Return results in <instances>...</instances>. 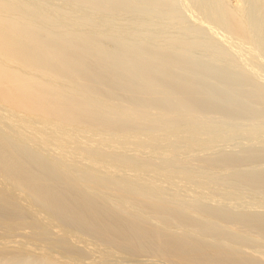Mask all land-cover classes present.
Instances as JSON below:
<instances>
[{
    "label": "rangeland",
    "instance_id": "374dc122",
    "mask_svg": "<svg viewBox=\"0 0 264 264\" xmlns=\"http://www.w3.org/2000/svg\"><path fill=\"white\" fill-rule=\"evenodd\" d=\"M62 1H63V3H61L60 1H57L56 4L52 3L55 10H60L61 7L64 8L66 6V4L68 6L69 3L70 4L72 3V0H62ZM66 1H68V2L66 3ZM86 1L87 0H85V2ZM97 1H99V2H96L95 6H93V7H97L96 9L95 8L90 9L89 7H87L85 5L87 7V8L85 7L87 11L85 9L79 10L76 13L75 17H73L74 18L73 20H75V19L79 20V18H85V17H87V18L92 17V18H90V19H92L91 20L92 21V27L94 28L93 30H96L95 28L101 27L100 26L101 22H104L102 25H104V24L106 25L105 22H107L110 19L109 20L110 24L108 21L107 27L111 31H109L108 29H106V31L103 30L106 33V34H104L103 31H102L103 33L100 31L103 29V26L101 27L102 29L97 28L99 30V33H94V36L98 35L99 38H98V36L97 37L93 36L91 40H93L94 43L95 42H97L98 44L103 43V46L104 45H105V47L107 46L108 49L104 47V50L106 49V52H108L107 50H109L110 52L115 51L114 52L115 54L119 53L121 55V53L124 54L125 50L127 49L126 54H128V52H130V50H131L130 53L137 54V56H136L137 58L140 55L138 60L144 59L145 57H147V58H145L146 60L145 59L142 61L139 60V62H138V61H134V60H137L136 57H133L135 55L131 56V60L132 59L133 60L130 63V67L132 69V70L130 69V71L132 74H130V72L128 71V73L125 75L126 76L127 75L133 76L132 78H133L134 85L132 84L131 87L129 86L128 91L130 90V92H131V90H134L137 87V86L135 87V85H137V83H139L140 79L142 78L141 75L142 74L144 75V73H146L147 70L148 71L150 70L149 73L151 72L150 73L151 74L150 75V79H151L150 81L151 82H149V84L152 86H154L156 84L154 86V88L157 87L158 89H160V91L162 90L163 93L159 92L158 95H155L153 97L154 98L152 100L153 103L150 104L151 105L150 108L147 107L148 110L144 109L145 107L143 108L144 114H145V111L147 113H148V111H150L149 113L151 114L152 113L151 111L155 110L156 114H154V112H153V114H152L153 118H152V116L147 115V117L144 119V121H146V122H142V120L141 121L139 120L140 122L135 123L133 121V122H131L132 124L129 125L130 127H128L129 128L128 130L130 131V133H132V131H133V133H135L134 131L137 130L136 133L140 136V137L138 136L136 138V140L134 141L136 143L132 142L131 141L132 139H131L130 140L132 142L131 145L128 141V143H126V144L124 143V145L119 146L118 148L114 147V150H112L113 147L108 145V144H107V146L102 145V147H101L102 149L104 148L103 151H105L103 153L104 158L106 157L105 156L106 154H107V157L108 156L110 157V153H111V156L114 154H117V157L119 156L118 159H120L121 164L123 163L122 160L128 162L129 165H131L133 163L132 165H135V166H133L134 170H132V167H131L132 165L130 166L129 169L124 170L123 168L125 166H123V164H122L123 167L121 168V166H120L121 164H118V162H117V165L120 166V169H118V171L113 173V174H110L108 172V174L111 175V176L110 175L108 176V174H106L107 171L104 169V167H100L103 169L101 171H98V169H100L98 166L96 168V165H93L92 163H87V162L85 163V161L82 162L83 159L80 158L81 159L80 160L79 157L77 156V154L73 155L74 153L72 155L69 154V156H67L66 160L65 159L64 160L61 159V161H60V159L58 160V161L63 162V163L66 162V165L70 164L69 169L71 168L70 169L71 172H74V171L75 172L76 171L81 172L80 168H82V170H83V168L85 169L86 175L83 174V175H85V177L83 175L74 176L73 181L71 182V185L75 181H78L79 179L82 180L81 177L83 179L84 178L90 179L92 177L91 179L93 180V183L96 182V179L98 177H99L98 178L99 181L100 180L103 181L102 177H106L107 182L106 181H104V182H105V184L109 185V187H107V186L104 187L105 184H103L104 182L101 183L102 181L101 182L98 181V183L103 184V185H101L103 187H101L99 185H98V187H93V188H97V189H103L104 188L102 191H105V193L106 192L109 193L108 195L104 194V196H105V197H103L104 199L101 198V199H99V201H97V195H99L98 193H100L101 190L100 191L99 190H90V191L85 190L83 192L81 191L82 193L81 192H74L73 193L74 189H71L72 186L70 184L65 186L66 182L64 183L62 181V178H61V176H63V175H61V172H59L60 174H58L57 171H59V170L56 169L55 163L54 164L51 163V162H54L53 159L55 157H56L54 159L55 161L59 158V157H57V153H55L56 152L55 150H53L52 148H50L51 150L48 148H44V146L40 145V144L34 143L35 144V146H34V144H29V143L27 144L25 142H22V144H19L20 142H18L19 147L22 150V154H20L21 162H22V164L24 163L23 166H25V169H27L26 167H28V168L30 167L29 168L30 171L28 170L29 171V172H27L28 174L26 173L27 176L26 177L24 176L25 183L29 182V185H30V183L32 181H34L37 177L40 176V177L44 178L47 175L46 176L47 178H45L42 183L46 187L48 185L50 186L49 187L50 194L54 193L52 196L49 195L50 197H48V196H45V197L41 196L40 197L37 192H36L37 194L34 192H32V193L30 192L32 194V197H34L33 200H35L36 203L38 201L37 204L39 206L44 207V206H47V204H49L51 202V199H53L54 197L62 196L65 193V197H64L65 199L63 200V202H61L62 206L60 205L59 206L60 209H58L56 211V213H54V214L57 217L59 216V218L64 220V217H61V216L62 215L64 216V214L66 213V216H65L66 221H63V220L62 221L64 223H66V225L71 226V227H73V226L78 227L79 226L78 227L79 230L80 231L83 230V232H81V233H83V234L85 233L86 236L91 235L90 237H92L93 235L95 236L96 233L99 234V231L96 232V230L94 228H97V227L99 228L101 225H102L101 227H103V230L101 229L102 231H100V233L102 232V234H101L102 238H105L109 235H112V233L115 232L114 230L118 229V227H116V225H117V220H119L120 217H122V219H120L121 223L123 222L124 224H126L127 222L128 223L130 222L127 219H134L135 218V220H138L139 224L136 223L138 226H136L135 224L134 225L130 224V227H128V228H130V230L123 228L124 232L122 231L121 234L119 233L120 234L119 238L116 237V243L119 244L121 246L122 250L128 254L125 256V258H127L129 256V258L124 259L122 261V263H125V264L128 263L127 261L132 262L130 260H133V259H134L133 260V263H134L135 261L136 262H140V261L142 262L146 259V257H148V258L153 257V255L159 253V252L156 253L155 251H157V250L159 251L160 248H162L166 244L170 243L172 241V239L175 238V234H176V236L177 235L180 236L178 239L179 244L177 242L173 246H169V248L166 250L167 253H165V255H164L165 258L164 257L161 258L163 261H161L160 258L158 259V261H160L161 263L180 264V261H178L177 256L181 253L183 255L185 254L186 256L184 255V257L188 258L189 261L190 260H191V262L193 261L191 264H193V263H201V264L202 263H204V264H210V263L211 264H222V263L223 264H264V85H263L264 84V73H263L264 72V66H263L264 60L258 59V61H257V59L256 60H255V58L251 59V56L247 55V60L248 61L250 60V61L249 62L244 61V64H245V62H248L247 64H249V66L247 64H246L247 66H245L243 64V62L240 61V60H242V61L245 60L242 58L244 56H241V54L238 52L239 55L241 56V59L238 58L237 52L234 53V47H232L233 48V51H232V49L230 48L231 46L227 47L228 45L226 44L227 45L226 46L223 43V40H224L223 38L220 39V38H218V37H220L219 35L216 36V34L215 35L212 34V32L206 26H203V25H200V24H197V23H194L193 21H191L192 19L189 18V15L187 13L185 14L186 11L183 10V7H181L182 5L179 4L180 3L179 0H172V2H171V0L170 1H168V0H153V1L152 0H116V1L115 0H97ZM169 2L172 4H169ZM165 3H167L168 5H166ZM171 5H173V6H171ZM157 6H159L160 9L157 8ZM165 6H168V9ZM106 7H108V9H105ZM164 7H165V10H164ZM161 8H162V10H161ZM51 9H52V7H51ZM100 9H102V10H100ZM171 9H173L172 11L176 10L174 13L177 14L179 17L177 15H175L171 19V16H169L172 13ZM106 10H107V12H106ZM96 11L98 12V15H97ZM101 11L103 12V15L101 14L102 13ZM104 11H105V14H104ZM79 12H81V13H79ZM93 13H95V15ZM106 16H107V18H106ZM167 16H169V17H167ZM102 17H105V18H102ZM175 18L177 19V22H175L176 21ZM104 19H105V21H104ZM118 19H119V22H118ZM124 19H126V20H124ZM166 19L170 20L171 22L167 21ZM179 19H180V21H179ZM130 20H131V22H130ZM161 20H163V21H161ZM182 20L184 23H182ZM178 21H179V24L177 25ZM185 21H187V22H185ZM94 23H96L97 25L99 24V26H97ZM149 23H150V25H149ZM118 24H120V25H118ZM130 24H132V25H130ZM160 24H162V25H160ZM108 25H110L111 27ZM127 27H129V28H127ZM161 27L163 29H161ZM89 29H91V28H89ZM128 29H130V30H128ZM207 29L210 32H208ZM107 30L109 31V33ZM114 30H116L117 32ZM121 30H123L124 32ZM221 30H218V32L223 33V31H221ZM188 31H190V32H188ZM95 32H97V30ZM121 32H123V34L124 33L126 34L128 32L127 34H130V35L135 34L136 37L134 35L132 37V39H136L138 37L140 40L138 38H137V41L129 39L130 40L128 43L129 45L127 44V46H126L124 43H126L127 41L124 38L123 40L121 39L123 41V43L121 42V40L119 42L124 44L125 47L120 46L118 44L116 45L115 44L116 42L114 43L113 42L114 40L112 41L110 39L111 38L110 36H112L115 33H120L119 35L122 36ZM107 33H108L109 37H104L107 35ZM131 33H133V34H131ZM158 33H159V35H157ZM152 34H153V36H152ZM130 35H128V36H130ZM162 35L164 36L165 39L163 38ZM182 35H184V36L188 35L187 36L188 39L185 38L184 36L183 37L186 39V41L188 40L189 42L187 44H185V46H183L184 45L183 44L182 47L179 46V48H176V47H178V46H176L177 41L180 40L179 38ZM159 36H161L160 38H162L163 41L166 40V42H161V43H164L166 45L160 44V40L157 39V38H159ZM123 37H124V35H123ZM142 37L144 39H142ZM154 37H156V39L159 43H157V41H156L155 42L156 44H154ZM102 38L103 39L106 38L107 40H104V42H103ZM193 38H195V39H193ZM94 39H96V40L94 41ZM100 39L102 41H100ZM208 39H209V41H207ZM168 40H169V42H168ZM107 41H109V42H107ZM201 41H202V43H201ZM214 41H216V42H214ZM139 42H141V43H139ZM172 42L173 43L176 42V43L172 44ZM218 42L220 43V45ZM224 42H225V40H224ZM132 43H134V44H132ZM189 43H191L192 46H190ZM216 43H218V44H216ZM225 43H227V42H225ZM139 44H142L143 46L139 45ZM158 44H160L164 47L159 46ZM112 45H114V46H112ZM130 45H131V47H130ZM118 46H119V48H118ZM146 46H147V48H146ZM196 46H198L199 48ZM133 47H134L135 52L132 50ZM192 47H194V49ZM120 48H121V50H120ZM155 48H157V49H155ZM175 48L177 49L176 52H175ZM173 49H174V51H173ZM119 50L121 53L119 52ZM136 50L141 51V52L139 53ZM150 50L152 52H150ZM142 51H144V54H146L145 56L142 53ZM156 51H158V52H156ZM230 51H232V52H230ZM214 52H217V53H214ZM221 52H222V54H221ZM168 53H169V55H168ZM226 53H228V54H226ZM230 53H232L233 55L231 54L232 55L231 56ZM154 54H156V55H154ZM153 55H154V57H153ZM157 55L159 57H161V55H163V56L161 58H159ZM208 55H209V57H208ZM126 56H125V58H126ZM142 56H144V57H142ZM120 57L123 58V56H120ZM129 57H130V55H129ZM173 57H174V59H173ZM152 58L154 59V61L152 60ZM157 58H158V60H157ZM244 58H246V57H244ZM221 59H223V60H221ZM162 60H164V61H162ZM140 61H141V63H140ZM155 61H156V63H155ZM232 61H233V64H231ZM137 62L140 64H137ZM135 63L137 65H134ZM162 63H164V64H162ZM250 63H251V65H253V67H255V68H252L254 71L251 70ZM131 65H133V66H131ZM150 65L152 67H150ZM153 65H156L161 70L159 68L156 69V66L154 67L155 70L152 69ZM162 65H163L164 70L162 68ZM191 65H193V66H191ZM134 66H137L136 69L133 68ZM210 66H211V68H210ZM234 67H235V69H234ZM238 67H240V68H238ZM169 68H170V70H169ZM179 68H181V69H179ZM137 69H138V73H136ZM151 69H152V71H151ZM133 70H135V72ZM162 70H163V73H161ZM152 72H154V73H152ZM206 72H208V73H206ZM223 72H225V73H223ZM245 72H247V73H245ZM134 73L137 76L133 75ZM241 73H243L244 75ZM253 73H255V74H253ZM163 74H165L164 75L165 78L162 77ZM125 75L123 76V78L128 77V76L125 77ZM187 75H189V76H187ZM256 76H257V78H256ZM210 77H212V78H210ZM172 79H176V80H172ZM190 80H192V81H190ZM156 81H158L157 82L158 85H157V83H155ZM153 82H154V84H153ZM190 82H192L190 85L193 84L192 85L193 87L190 86L187 88L186 83H188L187 86H189ZM193 82H196V83H193ZM114 86L111 87V90L113 89L112 90L114 93L113 95H115L117 93L116 94V97H117L116 102H118V103L119 102L120 103L125 102L131 106L136 105L137 101L139 102V100L143 99L144 97L146 98L147 95L149 96V95H151L152 92H154V90H157V88L154 89L152 86L148 85L146 87V89L144 88V89H142V91L140 90L141 92H137L135 94L136 96L134 95V98H133V96L131 97L130 95H127V94H130V92L128 93L127 89L117 92L118 88L120 86L118 85V88H115V87H117V85L115 87ZM256 88H258V89H256ZM151 89H154V90H151ZM114 90L116 92H114ZM108 91H110V90H108ZM238 92H239V94H238ZM129 97H131V98L128 99ZM260 99L262 101H260ZM123 100H124V102H122ZM180 101H182L181 104L179 103ZM183 103H185V104H183ZM173 104H175V105H173ZM150 105H148V106H150ZM169 105H170V107H168ZM188 105H189V107H188ZM157 106L160 108H158ZM172 106H174V107L171 108ZM153 107L155 109H153ZM156 108H158L157 110H159V111L161 110V112L158 113ZM187 108H189V109H187ZM178 111H179V113H178ZM185 111H187V112H185ZM166 112L167 113L173 112L174 113V115L172 113L173 117L170 114L169 115L171 117L168 114L166 115ZM186 114H188L189 117ZM148 116L151 117V119H149ZM158 116H160V117H158ZM163 116L166 118V120L165 119L163 120V118H164ZM184 116L187 117L188 120L185 119ZM117 117H119V116H117ZM155 117H156V119H155ZM169 117L171 118L172 121L169 120ZM197 117H198V119H196ZM119 119L118 118L116 119V117L113 118V121L115 122V124H113L114 126H118V124H119V126L121 125L122 122H120V121L122 120V118H121V120H119ZM199 120H200V122L201 121L202 122L200 123ZM158 121H159V123H158ZM164 121H166V123L174 122V125H173V123H172V125L169 123L170 126L167 124L168 129L172 128L173 126H174V128L170 129V131L167 129L168 131L166 130L165 133L162 132V131H164V130H162L161 131V133L163 134L162 135L157 130L160 127H162L163 125L165 126ZM183 121H185L186 123H183ZM161 122L164 124H162ZM179 123H181L180 124L181 127L178 125ZM187 124H189L191 126H189ZM5 125H3V124L1 125L0 133L2 131V128L10 129L11 126H9V124L6 125L9 128H7ZM160 125H162V126H160ZM153 127L154 128L156 127L157 130H155ZM179 128H182L181 129L182 131ZM143 129L145 130V132H148V131L150 132L151 129L153 131L155 130L154 137L152 136L154 139L151 138V135L149 136V139H148L147 138L148 133L145 134ZM185 129H186V131H185ZM177 130H179V131H177ZM173 131H175V133ZM180 132H182V133H180ZM157 133H158V135L160 134V136H158ZM167 133H168V135H167ZM178 133L180 135H178ZM10 134L12 135V133H10ZM10 134H8V138L4 137V139L7 138L6 140L10 141L12 139V137L14 136V135H12V137H11ZM144 135H146V136L144 137ZM219 135H220V137H219ZM202 136H205V137H202ZM165 138H166V140L170 139L171 140V141L169 140L170 143L168 142V140L166 141ZM185 138L186 139L188 138L189 140H185ZM184 140L187 142H184ZM137 141H138V143H137ZM159 141H161V144L159 143ZM175 141H177L178 144ZM11 142H12V140H11ZM140 142L143 145L139 147ZM144 143H146L145 145L147 147H145ZM152 143L154 144L153 146L150 145ZM188 143H190V144L188 145ZM74 145L76 146V144H74ZM74 145H73V147H74ZM125 145H126V148L124 147ZM156 145H158V146H156ZM164 145H166V146H164ZM190 145H192V146H190ZM82 146L83 147L88 146V143L83 142ZM137 146H138V148H137ZM149 146H151V147H149ZM175 146H178V147H175ZM156 147H158V148H156ZM188 147H190V148H188ZM101 148H98V150L102 151ZM153 148H155V149L153 150ZM26 149L29 150V152ZM156 149H157V151H156ZM176 149H177V151H176ZM23 150H24V153H26V152L29 153V155L26 154L28 156V158L26 156H24L25 154L23 155ZM41 150H44V151H41ZM141 150H143V151H141ZM160 150H162L163 152ZM168 150H170V152H168ZM159 151H160V154H159ZM46 152H48V153H46ZM141 152H143V154ZM182 152H184V153H182ZM52 156H53V158H52ZM126 156H127V159L124 158ZM167 156H168V158H167ZM175 156H176V158H175ZM172 157H173V159H172ZM134 158H135V160H134ZM138 158H139V161L137 160ZM153 158L155 161H153ZM77 161H79V162H77ZM109 161H110V158H109ZM132 161H135V163ZM159 162H161V163H159ZM166 162H168V163H166ZM200 162H202V163H200ZM169 163L172 165V167H171V165L168 166ZM47 164H48V166H47ZM51 164H52V166H50ZM175 164H176V166H175ZM148 165H150V166L148 167ZM156 165L158 167H156ZM183 166L184 167L187 166V167L184 168ZM46 168L47 169L49 168V169L47 170ZM53 168L57 170L56 175L54 174L55 170H53ZM150 168H151V170H149ZM154 168L156 171H157V169H159L161 171H158L159 172L158 173L155 170H153ZM162 168H163V170H162ZM168 168H169V171H168ZM44 169L47 170V173H46V171H44ZM165 169H166V171H164ZM170 169H171V171H170ZM148 170H149V172H148ZM183 170H184V172H182ZM185 170H187V171H185ZM50 171H51V174H49ZM180 171H181V173L179 174L178 172H180ZM153 172H154V174H151ZM52 173L54 176L52 175ZM93 173H96L95 176H93ZM182 173H183V176H182ZM48 174H49V176H48ZM57 174L60 177H58ZM156 174L158 175V177ZM164 174H165V176H164ZM169 174H171V175H169ZM222 174H224V175H222ZM90 175H92V176H90ZM129 175H130V177H129ZM160 175H162V176H160ZM55 176H57V177H55ZM79 176H80V178H79ZM173 177L174 178L177 177V178L174 179ZM180 177L181 178L184 177V178L180 181L179 180V179H181ZM28 178L30 181L28 180ZM57 178L58 179L60 178V179L58 181H56ZM100 178H102V179H100ZM190 178H192V179L190 180ZM164 179H166V180H164ZM60 180L63 183H61ZM118 180H120L122 182L119 181L120 182L119 183ZM190 182H193L194 185ZM25 183H21V184L24 185ZM58 183H59V185H58ZM98 183L96 182V184H98ZM114 183H117L115 185L118 188V189H116L117 191L113 188ZM185 183H186V185H185ZM188 183H190V184H188ZM199 183H201V184H199ZM26 184L24 185L25 187L23 186L24 188H26L28 186V185L26 186ZM63 184H64V186H63ZM126 184L129 186H127ZM197 184H198V187H197ZM118 185L120 187H118ZM125 185H126V187L124 189L123 186H125ZM147 185L148 186L150 185V186L148 187ZM59 186H62L63 188L59 187ZM51 187H53V188H51ZM55 187H57V188H55ZM110 187L112 189H114L115 192L114 191L113 192L115 194L112 192ZM129 187L131 188L130 191H129V189H130ZM160 187H161V190H158V189H160ZM108 188L111 191L108 190L109 191L108 192L107 191ZM142 188L144 189V191H142L143 190ZM168 189L171 191H169ZM151 190L152 191L154 190V192H156V193L152 192L153 195L150 197L151 199H149V197L147 199L146 198L144 199V197H146V196H144L142 198L143 200L139 201L138 209H134L133 212L132 211H129V212L125 211V213L122 216L119 213L122 214L124 212V210H123V212H119L118 213L119 215L117 214L118 210H116V209H119V207H120L121 209H119V210H122V206H121L122 203L116 204V203L120 202L117 198L116 199L118 200V202L115 201L116 200L115 195L120 194L119 191L123 192V193L121 192L120 195H122L124 200L125 199L128 200V199L136 196L138 193L147 192V191H151ZM28 191H29V189H28ZM132 191L136 192V195ZM161 191H163V193ZM87 192L88 193L92 192V195H91V193L88 194ZM30 193L28 194V195H30L29 197H31ZM111 193L114 196L111 195ZM66 194H67V196H66ZM80 194H82V195H80ZM133 194H134V196H133ZM128 195H130V196H128ZM167 195H169V196H167ZM35 196H39L40 198L35 197ZM82 196H86V197L83 198ZM32 197H31V199H32ZM69 197H71L72 200ZM165 197H166V199H165ZM42 198H43V201H42ZM179 198L181 200L180 203H179V200H177ZM44 199H46V200L44 201ZM91 199H93V200H91ZM155 199H156V202L154 201ZM159 199L160 200L162 199L164 205L162 204V202L159 201L160 202L159 203L157 201ZM163 199H165L166 201ZM169 199H170V201H167ZM173 199H174V201H173ZM83 201H84L85 205H87V206L89 203L92 205V203L94 204L95 201L97 202V203L95 202L96 207H95V213L94 214L90 212L86 215V213H85V212H87L86 208H88L90 206L87 207L84 205V207H83ZM112 202L113 203L116 202L115 203L116 207H115V204H113ZM150 202H152V204ZM78 204L80 206L82 205L81 207H79L80 209H78V207H76V206H79ZM158 204H160V206H161L160 210H157L158 213H156V211H152V212L149 211L150 209L152 210L153 208H157V206H159ZM165 204L166 205L171 204V205L166 206ZM105 205H106V208L109 209L108 211H109L110 215L106 214V213H108V211L105 208ZM147 205H148V208H147ZM152 205H154V206H152ZM74 206L78 211H76L75 208L72 209V207H74ZM117 206H118V208H117ZM170 206H171V208H170ZM181 206H182V208H181ZM177 207H178V209H177ZM113 208H115L114 210H116L115 211L116 215L115 214L111 215V212L114 211ZM170 209H174V210H170ZM183 209L184 210L186 209V210L184 211ZM69 210L70 211L74 210L73 211L74 215H71L72 213H68L67 211H69ZM82 210H83V212H82ZM103 210L104 211L106 210V212H104ZM165 210H166V212H165ZM92 212H94V211H92ZM130 212H132V213H130ZM147 212L149 214H147ZM57 213H59V214H57ZM78 213H80V214L82 213L83 216L80 214L78 215ZM100 213H101V215H100ZM89 214L92 217L88 218L87 220L84 219V217H86V216L90 217V216H88ZM96 214H98V215H96ZM105 214H106V216L104 217ZM204 215H205V217H204ZM107 216H109V217H107ZM113 216H115L116 218L114 217V219H113ZM117 216H120V217H118L119 219L117 218ZM159 217H160V219L167 220L168 225H167V223L165 224L167 228L165 227L164 224H160V223L158 224V222L160 220ZM172 217L175 219L178 218V219H176L178 221H175ZM93 218L95 221L93 220ZM102 218H103V220H102ZM124 218H125V220H124ZM96 220L98 222L97 224H96ZM120 220L118 222H120ZM204 220H206V221L204 222ZM77 222L80 225H78ZM135 222H137V221H135ZM161 222H162V220H161ZM81 223H83V224H81ZM148 223L151 226L153 225V227H149L150 225ZM109 224L112 227H116V228L115 229L112 228ZM124 224H123V227H125ZM146 224H147V226H146ZM155 224H157V225H155ZM183 224H184V226H182V229H181V225H183ZM107 225H109V226L107 227ZM119 225H120V223H119ZM127 225H129V224H127ZM185 226L187 228H185ZM164 227H165V229H164ZM121 228H122V226H121ZM157 228H159L158 229L159 231L157 230ZM190 228H192V229H190ZM193 228H194V230H193ZM84 229H86V230H84ZM153 229L154 230L156 229V230L154 231ZM166 229L168 231H166ZM25 230H27V233H28V229H25ZM89 230H91V231H89ZM97 230H100V229H97ZM149 230H151V231H149ZM20 231L24 232V230H22V229L19 230L18 232H20ZM156 231H158V232H156ZM180 231L184 232V233H181ZM2 232L4 234V230L0 229V234H2ZM18 232H16L15 234L16 235L19 234ZM23 232H22V234H20L21 236L17 235L18 238L26 239L25 236L23 235ZM93 232H94V234H93ZM190 232H191V234H189ZM185 233L186 234L188 233L187 236H184V235H186ZM3 234H2V236H3ZM180 234H182V236H184L185 238L184 237L181 238ZM25 235L27 237V234H25ZM214 236H216V237H214ZM159 237L161 240H159ZM217 237L220 239H218ZM121 240L123 242H120ZM199 240H200V242H199ZM127 241L129 243H131L130 245L132 247H130V245H128L129 243ZM132 241L135 244V245L133 244L134 246L132 245V243H133ZM166 241H168V242H166ZM162 242H164V243H162ZM197 242L200 243L199 245H201V242H202V245L198 249H197V247H198ZM160 245H162V247H159ZM194 245L196 246V248L194 247ZM212 245H214V246H212ZM212 247L213 248L217 247V248L213 249ZM154 248H155V250H154ZM164 248H166V247H164ZM72 249L74 250L75 248L72 247ZM78 249L80 250L82 248H78ZM209 249H211V250H209ZM194 250H195V252H194ZM221 250H222V252H221ZM223 250H224V252H223ZM82 251H85V250H81L80 254L87 256L86 255L87 251L86 252H82ZM219 252H221L220 254L222 256L219 254ZM146 253L148 255H150L152 253L153 254L148 256ZM223 253H226V254H223ZM206 255H208L209 257ZM130 257L133 259H131ZM221 257H223V258L221 259ZM165 259H166V262H164ZM210 259H212L211 262H210ZM119 260H121V259H119ZM160 262H159V264H160Z\"/></svg>",
    "mask_w": 264,
    "mask_h": 264
},
{
    "label": "bare ground",
    "instance_id": "6f19581e",
    "mask_svg": "<svg viewBox=\"0 0 264 264\" xmlns=\"http://www.w3.org/2000/svg\"><path fill=\"white\" fill-rule=\"evenodd\" d=\"M57 1H60L61 3H63L62 0H0V129H1V125H7L9 124L10 129H4L2 128V131L0 133V229L4 230V234L2 236V234H0V264H125L122 263V261L124 259L129 258V256L127 258H125L126 255H128L125 251L122 250L121 246L119 244L116 243V237L119 238V235L121 234V232L124 229H129L128 227H130V224L132 225H136L139 224L138 220L134 219H127L128 221H130L129 223L127 222L126 224H124L123 222L121 223L122 217H120V222H118L119 220H117V225L116 227H118V229L116 230V227H112L110 224V226L112 228H114L115 232L112 233V235H109L105 238H102L100 231L103 230V227H97L94 228L96 230V232L99 231V234L96 233V235L90 237V236H86L85 233H81L83 232V230H79V226L78 227H71L66 225V223H64L63 221L65 220V216L66 213L64 214V216L62 215L61 217H64V220L59 218V216L57 217L54 213H56V211L59 208V206L61 205V202H63V200L65 199V193L62 196L59 197H54L53 199H51V202L47 204V206H39L37 203L35 202V200H33L34 197H32V192L34 193H38V195L41 196H52L53 194H50V189H49V185L46 187L43 185V181L45 178H47L46 176L43 177H37L34 181H32L29 185V182L26 184L25 183V179L24 176L26 177V173L29 172V168L26 167L27 169H25L24 163L22 164L21 162V156L20 154H22V150L19 147V144H22V142L25 143H29V144H40L43 145L44 148H52L53 150H55L57 153V157H59L56 161L53 159L54 162H51L52 164L55 163L56 169H58L59 171H57L56 169L53 168V170H55L54 174L56 175V173L58 172V174H60L59 172H61V178L62 181L67 185H71V182L73 181V177L77 176V175H86V171L83 168H80L81 172H71V168L69 169V165H66V162H60L61 159H67V156H69V154H73L79 157V159H83L82 162L85 161V163H92L93 165H96L100 168V167H104V169L107 171L106 174H108V172L110 174H113L115 172L118 171V169H120L123 166H125L123 169H129L131 165H129L128 162L123 161L122 160V164L120 163V159L119 156L117 157V154H114L111 156L110 153V161L109 158L107 157V154L105 155L106 159L103 156V153L105 151H103V149L101 148L102 145H110L113 147L112 150H114L115 148H118L119 146L124 145V143H131L134 142L136 140V138L139 136L136 131H134L135 133H130V131L128 130L130 127L129 125H131V122H135L138 123L142 120V122H146L144 121V119L147 117V115L152 116L153 112L154 114H156L155 110L151 111L152 113L150 114L148 111V113L145 111L144 114V109H147V107H151L150 104L153 103V97L155 95H158L159 92H162V90L160 91V89H158L157 87L154 88V86L150 85L149 82H151L150 80V73L147 70L146 73H144V75H141V79L140 82L137 83V85H135V89L134 90H130L128 91L129 86L131 87V85H134L133 82V76H126L125 74L128 73V71L131 73L130 69V63L131 61V56L136 57L137 54H132L130 52H128V54H126V50L125 53H121L120 50L119 52L121 53L120 57L118 54H115V51H109L106 52V49L104 50L105 45L103 46V43L98 44L97 42H93L92 37L94 36V33H99V30L102 26L103 29L100 30L101 32L103 30L106 31V29L109 30V28L107 27V22L110 20H108L106 23V25H102L104 22H101L100 26L101 27H97L95 28L97 30V32H95L96 30H93L94 28L92 27V17H85V18H79V20H73L76 15V13L81 10V9H85L87 7H89L90 9L92 8H97V7H93L95 6L96 2H99L97 0H87L85 2V0H72V3L63 8L61 7L60 10H55L53 4ZM116 1V0H115ZM114 1V2H115ZM153 1V0H152ZM170 1V0H168ZM180 1V5H182L181 7H183V10H185V14L187 13L189 15V18L192 19L191 21H193L194 23L206 26L211 32L212 34H216V36H220L218 38L220 39H224L223 43L227 46L230 47L233 51L234 47V53L237 52V56L238 58L241 59V56L243 59L245 60H240L241 62L244 61H248L247 60V55L251 56V59L255 58V60L258 59H262L264 60V0H179ZM68 1H66L67 3ZM105 2V1H104ZM172 2V0H171ZM53 3V4H52ZM157 3V2H156ZM164 3V2H163ZM168 3V2H167ZM167 3H165L166 5H168ZM158 4V3H157ZM156 4V5H157ZM164 4V5H165ZM169 4H172L169 2ZM174 4V3H173ZM178 4V5H179ZM87 7H86V6ZM155 5V6H156ZM60 6V5H59ZM173 6V5H171ZM170 6V7H171ZM52 7V9H51ZM86 7V8H85ZM168 9V6H165ZM164 7V10H165ZM117 8V7H116ZM157 8L160 9L159 6H157ZM172 8V7H171ZM105 9H108V7H106ZM54 10V11H53ZM98 10V9H97ZM102 10V9H100ZM111 10V9H110ZM162 10V8H161ZM170 10V9H169ZM173 9H171L172 11ZM182 10V11H183ZM83 11V10H82ZM87 11V10H86ZM90 11V10H89ZM176 10L172 11L171 15V19L177 15L175 14ZM91 12V11H90ZM95 12V11H94ZM97 12V11H96ZM102 12V11H101ZM107 12V10H106ZM81 13V12H79ZM95 15V13H93ZM92 14V15H93ZM100 14V13H99ZM103 15V12L101 13ZM105 14V11H104ZM166 14V13H165ZM184 14V15H185ZM82 15V14H81ZM98 15V12H97ZM96 15V16H97ZM101 15V16H102ZM111 15V14H110ZM120 16V15H119ZM167 16V17H169ZM178 16V15H177ZM116 17V16H115ZM179 17V16H178ZM105 18V17H102ZM107 18V16H106ZM110 18V17H109ZM185 18V17H184ZM112 19V18H111ZM122 19V18H121ZM140 19V18H139ZM176 19V18H175ZM98 20V19H97ZM101 20V19H100ZM126 20V19H124ZM136 20V19H135ZM138 20V19H137ZM167 20V19H166ZM105 21V19H104ZM114 21V20H113ZM163 21V20H161ZM170 21V20H167ZM174 21V20H173ZM180 21V19H179ZM179 21L177 23V25L179 24ZM74 22V23H73ZM119 22V19H118ZM131 22V20H130ZM129 22V23H130ZM159 22V21H158ZM157 22V23H158ZM171 22V21H170ZM177 22V19L176 21ZM187 22V21H185ZM141 23V22H140ZM162 23V22H161ZM181 23V22H180ZM182 23L183 20H182ZM96 24V23H94ZM93 24V25H94ZM110 24V21H109ZM124 24V23H123ZM127 24V23H126ZM125 24V25H126ZM148 24V23H147ZM170 24V23H169ZM97 25V24H96ZM120 25V24H118ZM122 25V24H121ZM132 25V24H130ZM150 25V23H149ZM162 25V24H160ZM174 25V24H173ZM172 25V26H173ZM185 25V24H184ZM90 26V27H89ZM95 26V25H94ZM99 26V24L97 25ZM110 26V25H108ZM128 26V25H127ZM159 26V25H158ZM180 26V25H179ZM194 26V25H193ZM107 27V28H106ZM111 27V26H110ZM123 27V26H122ZM133 27V26H132ZM160 27V26H159ZM158 27V28H159ZM163 27V26H162ZM161 27V29H163ZM189 27V26H188ZM197 27V26H196ZM202 27V26H201ZM71 30H70V29ZM91 28V29H89ZM105 28V29H104ZM126 28V27H125ZM129 28V27H127ZM183 28V27H182ZM220 28V29H219ZM143 29V28H142ZM160 29V28H159ZM207 29V30H208ZM222 29V30H221ZM63 30V31H62ZM107 30V31H108ZM119 30V29H118ZM130 30V29H128ZM140 30V29H139ZM149 30V29H148ZM208 30V32H210ZM218 30L223 31V33H219ZM104 32V34H106ZM111 31V30H109ZM108 31V33H109ZM116 31V30H114ZM123 31V30H121ZM132 31V30H131ZM202 31V30H201ZM102 32V33H103ZM117 32V31H116ZM124 32V31H123ZM123 32H121L122 36H120V33H115L112 36H110L111 40L117 45L120 46H124V44L127 46V44L129 43V39L131 40H136V39H132V37L135 35L133 33V35L130 34H123ZM126 32V31H125ZM143 32V31H142ZM186 32V31H185ZM190 32V31H188ZM101 33V34H102ZM107 33V35H108ZM161 33V32H160ZM93 34V35H92ZM112 34V33H111ZM193 34V33H192ZM195 34V33H194ZM104 36V37H109L108 36ZM124 35V37H123ZM130 35V36H128ZM159 35V33L157 34ZM161 35V34H160ZM164 35V34H163ZM162 35V36H163ZM186 35V34H185ZM210 35V34H209ZM96 36V35H95ZM94 36V37H95ZM98 36V35H97ZM96 36V37H97ZM121 38H120V37ZM138 36V35H137ZM141 36V35H140ZM143 36V35H142ZM153 36V34H152ZM167 36V35H166ZM182 35L177 41V45L179 48L183 46H185V44H187L189 41L185 38H187V36ZM198 36V35H197ZM102 37V36H101ZM123 37V38H122ZM136 37V35H135ZM134 37V38H135ZM161 36H159V38H157L158 40H160V44L166 45L164 43L161 42H166V40L163 41L162 38H160ZM178 37V36H177ZM99 38V36H98ZM125 38L126 43H123V39ZM164 38V36H163ZM176 38V37H175ZM182 38V39H181ZM103 39V38H102ZM119 39V40H118ZM122 39V40H121ZM139 39V38H138ZM142 39H144L142 37ZM156 37H154V44H156L155 42L157 41ZM162 39V40H161ZM165 39V38H164ZM188 39V38H187ZM195 39V38H193ZM96 39H94L95 41ZM107 40L106 38L103 39ZM110 40V41H111ZM117 40V41H116ZM121 40V42H119ZM140 40V39H139ZM147 40V39H146ZM177 40V39H176ZM175 40V41H176ZM190 40V39H189ZM197 40V39H196ZM199 40V39H198ZM100 41H102L100 39ZM99 41V42H100ZM111 41V42H112ZM194 41V40H193ZM209 41V39L207 40ZM235 43H234V42ZM109 42V41H107ZM143 42V41H142ZM153 42V41H152ZM169 42V40H168ZM186 42V43H185ZM192 42V41H191ZM200 42V41H199ZM216 42V41H214ZM141 43V42H139ZM157 43H159L157 41ZM176 43V42H174ZM172 42V44H174ZM193 43V42H192ZM202 43V41H201ZM219 43V42H218ZM216 43V44H218ZM110 44V43H109ZM108 44V45H109ZM113 44V43H112ZM134 44V43H132ZM143 44V43H142ZM139 44V45H142ZM153 44V43H152ZM158 44L159 46H162ZM171 44V45H172ZM190 46L191 43H189ZM188 44V45H189ZM198 44V43H197ZM196 44V45H197ZM129 45V44H128ZM201 45V44H200ZM206 45V44H205ZM220 45V43H219ZM114 46V45H112ZM136 46V45H135ZM134 46V47H135ZM143 46V45H142ZM214 46V45H213ZM116 47V46H115ZM125 47V46H124ZM123 47V48H124ZM131 47V45H130ZM133 47V51L135 52ZM137 47V46H136ZM140 47V46H139ZM138 47V48H139ZM164 47V46H162ZM161 47V48H162ZM172 47V46H171ZM195 47V46H194ZM194 47H192L194 49ZM198 47V46H196ZM220 47V46H219ZM222 47V46H221ZM107 48V46L105 47ZM119 48V46H118ZM122 48V49H123ZM142 48V47H141ZM147 48V46H146ZM151 48V47H150ZM160 48V49H161ZM174 48V47H173ZM175 48V52L177 51V49ZM199 48V47H198ZM108 49V48H107ZM112 49V48H111ZM125 49V48H124ZM149 49V48H148ZM157 49V48H155ZM205 49V48H204ZM216 49V48H215ZM229 49V48H228ZM118 50V49H117ZM139 50V49H138ZM137 52H141L138 51ZM145 50V49H144ZM153 50V49H152ZM159 50V49H158ZM162 50V49H161ZM180 50V49H179ZM220 50V49H219ZM123 51V50H122ZM160 51V50H159ZM164 51V50H163ZM174 51V49H173ZM230 51V52H232ZM110 52V53H109ZM150 52H152L150 50ZM158 52V51H156ZM155 52V53H156ZM220 52V51H219ZM241 54V56L239 55V53ZM117 53V52H116ZM142 53L144 54V51H142ZM149 53V52H148ZM161 53V52H160ZM171 53V52H170ZM205 53V52H204ZM217 53V52H214ZM132 54V55H131ZM150 54V53H149ZM157 54V53H156ZM154 54V55H156ZM222 54V52H221ZM228 54V53H226ZM232 53H230L231 55ZM127 55V56H126ZM130 55V57H129ZM139 55V54H138ZM146 54H144L145 56ZM153 55V57H154ZM169 55V53H168ZM215 55V54H214ZM233 55V54H232ZM231 55V56H232ZM246 55V56H245ZM126 56V58H125ZM142 56V57H144ZM150 56V55H149ZM158 56V55H157ZM163 55H161L162 57ZM240 56V57H239ZM132 57V58H133ZM140 57V55L138 56V58ZM152 57V56H151ZM150 57V58H151ZM159 57V56H158ZM159 57V58H161ZM209 57V55H208ZM212 57V56H211ZM230 57V56H229ZM136 57L137 60L134 61H138L139 60H144V59H139ZM202 58V57H201ZM221 58V57H220ZM135 59V58H134ZM163 59V58H162ZM174 59V57H173ZM212 59V58H211ZM219 59V58H218ZM224 59V58H223ZM221 59V60H223ZM250 59V58H249ZM146 60V59H145ZM150 60V59H149ZM152 60L154 61V59L152 58ZM158 60V58H157ZM230 60V59H229ZM228 60V61H229ZM237 60V59H236ZM133 61V62H134ZM140 61V63H141ZM164 61V60H162ZM250 61V60H249ZM248 61V62H249ZM121 62V63H120ZM137 64H140L138 63ZM144 62V61H143ZM159 62V61H158ZM167 62V61H166ZM221 62V61H220ZM223 62V61H222ZM225 62V61H224ZM248 62H245V66H249V64H247ZM260 62V61H259ZM263 62V61H262ZM145 63V62H144ZM154 63V62H153ZM156 63V61H155ZM264 63V62H263ZM136 63L134 65H137ZM150 64V63H149ZM164 64V63H162ZM169 64V63H168ZM229 64V63H228ZM231 64H233V61L231 62ZM247 64V65H246ZM185 65V64H184ZM209 65V64H208ZM211 65V64H210ZM133 66V65H131ZM139 66V65H138ZM147 66V65H146ZM156 65H153V68L155 70ZM166 66V65H165ZM173 66V65H172ZM171 66V67H172ZM193 66V65H191ZM251 70H253L252 68L253 65H251ZM261 66V65H260ZM259 66V67H260ZM264 66V65H263ZM130 67V68H129ZM137 66H134L133 68L136 69ZM150 67H152L150 65ZM167 67V66H166ZM165 67V68H166ZM185 67V66H184ZM147 68V67H146ZM159 68L156 66V69ZM163 68V65H162ZM173 68V67H172ZM197 68V67H196ZM211 68V66H210ZM240 68V67H238ZM237 68V69H238ZM129 69V70H128ZM142 69V68H141ZM149 69V68H148ZM151 69V71H152ZM160 69V68H159ZM158 69V70H159ZM181 69V68H179ZM186 69V68H185ZM235 69V67H234ZM132 70V69H131ZM153 70V71H154ZM161 70V69H160ZM159 70V71H160ZM164 70V68H163ZM163 70L161 73H163ZM170 70V68H169ZM173 70V69H172ZM187 70V69H186ZM209 70V69H208ZM135 72V70H133ZM132 71V72H133ZM145 71V70H144ZM239 71V70H238ZM246 71V70H245ZM254 71V70H253ZM261 71V70H260ZM141 72V71H140ZM158 72V71H157ZM194 72V71H193ZM221 72V71H220ZM240 72V71H239ZM138 73V69L137 72ZM154 73V72H152ZM165 73V72H164ZM191 73V72H190ZM196 73V72H195ZM208 73V72H206ZM225 73V72H223ZM222 73V74H223ZM247 73V72H245ZM264 73V72H263ZM177 74V73H176ZM201 74V73H200ZM243 74V73H241ZM249 74V73H248ZM247 74V75H248ZM255 74V73H253ZM125 75V77L127 78H123V76ZM133 75H136L135 73ZM154 75V74H153ZM165 74H163L162 77L165 78L164 76ZM175 75V74H174ZM191 75V74H190ZM210 75V74H209ZM244 75V74H243ZM137 76V75H136ZM140 76V75H139ZM138 76V77H139ZM189 76V75H187ZM223 76V75H222ZM240 76V75H239ZM238 76V77H239ZM251 76V75H250ZM247 77V76H246ZM178 78V77H177ZM192 78V77H191ZM190 78V79H191ZM202 78V77H201ZM200 78V79H201ZM212 78V77H210ZM225 78V77H224ZM257 78V76H256ZM262 78V77H261ZM180 79V78H179ZM196 79V78H195ZM204 79V78H203ZM207 79V78H206ZM260 79V78H259ZM168 80V79H167ZM170 80V79H169ZM172 80H176V79H172ZM186 80V79H185ZM205 80V79H204ZM213 80V79H212ZM218 80V79H217ZM192 81V80H190ZM216 81V80H215ZM221 81V80H220ZM219 81V82H220ZM158 81H156L155 83H157ZM163 82V81H162ZM173 82V81H172ZM187 82V81H186ZM189 82V81H188ZM232 82V81H231ZM247 82V81H246ZM192 82L186 83V87H190L192 85H190ZM196 83V82H193ZM154 84V82H153ZM254 84V83H253ZM257 84V83H256ZM117 85V87L115 86ZM118 85L120 86L118 88ZM152 86L154 89L157 88V90H154V92L151 93V95H147L146 98L144 97L143 99L139 100V102L137 101L136 105H129L128 103H125L124 100L122 102L124 103H118L116 102L117 97L116 94L113 95V89L111 90V87L114 86L115 88H118V91H123L126 90L128 91V93L130 92L131 97L137 93V92H141L142 89H146L147 86ZM158 85V83H157ZM182 85V84H181ZM233 85V84H232ZM235 85V84H234ZM264 85V84H263ZM227 86V85H226ZM240 86V85H239ZM256 86V85H255ZM193 87V86H192ZM261 87V86H260ZM259 87V88H260ZM133 88V87H132ZM151 88V87H150ZM107 89V90H106ZM183 89V88H182ZM181 89V90H182ZM190 89V88H189ZM238 89V88H237ZM258 89V88H256ZM110 90V91H108ZM114 90V92H116ZM141 90V91H140ZM188 90V89H187ZM208 90V89H207ZM263 90V89H262ZM107 91V92H106ZM126 91V92H127ZM190 91V90H189ZM232 91V90H231ZM125 92V91H124ZM184 92V91H183ZM163 93V92H162ZM120 94V93H119ZM139 94V93H138ZM161 94V93H160ZM239 94V92H238ZM164 95V94H163ZM261 95V94H260ZM118 96V95H117ZM136 96V95H135ZM235 96V95H234ZM238 96V95H237ZM128 97V96H127ZM131 97H129L128 99H130ZM259 98V97H258ZM136 99V98H135ZM127 100V99H126ZM173 100V99H172ZM171 100V101H172ZM260 101H262L260 99ZM116 102V103H115ZM132 102V101H131ZM130 102V103H131ZM182 101H180L179 103L181 104ZM187 103V102H186ZM260 103V102H259ZM157 104V103H156ZM176 104V103H175ZM173 104V105H175ZM185 104V103H183ZM150 105V106H148ZM178 105V104H177ZM155 106V105H154ZM183 106V105H182ZM145 107V108H144ZM158 107V106H157ZM170 107V105L168 106ZM174 106H172L171 108H173ZM189 107V105H188ZM191 107V106H190ZM144 108V109H143ZM160 108V107H158ZM156 108V110L158 109ZM152 109V108H151ZM150 109V110H151ZM153 109H155L153 107ZM152 109V110H153ZM162 109V108H161ZM189 109V108H187ZM169 110V109H168ZM172 110V109H171ZM192 110V109H191ZM158 113L161 112V110H157ZM180 111V110H179ZM178 111V113H179ZM193 111V110H192ZM175 112V111H174ZM181 112V111H180ZM183 112V111H182ZM187 112V111H185ZM147 113V114H146ZM157 113V114H158ZM173 113V112H172ZM172 113H167L166 115L170 114L172 115ZM146 115V116H145ZM159 115V114H158ZM164 115V114H163ZM169 115V116H170ZM174 115V113H173ZM172 115V117H173ZM188 116V114H186ZM119 116V117H117ZM176 116V115H175ZM116 119L120 118L119 120H122L120 122L121 125L119 126H114L113 124H115V122L113 121V118ZM160 117V116H158ZM164 117V116H163ZM162 117V118H163ZM171 117V116H170ZM169 117V120H171V118ZM178 117V116H177ZM185 117V116H184ZM189 117V116H188ZM149 119H151V117L148 116ZM147 118V119H148ZM153 118V116H152ZM179 118V117H178ZM148 119V120H149ZM156 119V117H155ZM166 120V118L164 117L163 120ZM168 119V118H167ZM173 119V118H172ZM185 119H187V117H185ZM198 119V117L196 118ZM140 120V121H139ZM154 120V119H153ZM188 120V119H187ZM151 121V120H150ZM156 121V120H155ZM182 121V120H181ZM186 121V120H185ZM185 121H183V123H186ZM198 121V120H197ZM118 122V121H117ZM157 122V121H156ZM168 122V121H167ZM194 122V121H193ZM200 122V120H199ZM202 122V121H201ZM200 122V123H201ZM119 123V122H118ZM159 123V121H158ZM162 123V122H161ZM160 123V124H161ZM165 126L160 127L158 130L156 129V127L154 128L155 130L159 131L160 134L162 130V132L165 133V131L168 129V125L170 122L166 123V121H164ZM162 123V124H164ZM174 125V122H172ZM172 123H170L172 125ZM143 124V123H142ZM147 124V123H146ZM156 124V123H155ZM168 124V125H167ZM181 123H179L178 125L180 126ZM190 124V123H189ZM187 124V125H189ZM196 124V123H195ZM5 125V126H6ZM157 125V124H156ZM137 126V125H136ZM170 126V125H169ZM191 126V125H189ZM196 126V125H195ZM194 126V127H195ZM7 127V126H6ZM181 127V126H180ZM199 127V126H198ZM204 127V126H203ZM9 128V127H7ZM163 128V129H162ZM170 128V127H169ZM174 128V126L172 127ZM170 128V129H172ZM178 128V127H177ZM176 128V129H177ZM186 128V127H185ZM150 129V128H149ZM170 129H168L170 131ZM180 130L182 128H179ZM190 129V128H189ZM222 129V128H221ZM144 130V129H143ZM142 130V131H143ZM155 130L153 131L151 129V131L149 132H145V134H147V138L149 139V136L151 135V138L154 137V133ZM167 130V131H168ZM156 131V132H157ZM179 131V130H177ZM182 131V130H181ZM186 131V129H185ZM189 131V130H188ZM206 131V130H205ZM139 132V131H138ZM175 133V131H173ZM224 132V131H223ZM12 133V135H14L12 137V135L10 134ZM141 133V132H140ZM182 133V132H180ZM190 133V132H189ZM8 134L11 135L12 137V142L11 140L8 141L6 140L8 138ZM160 134L157 135L160 136ZM184 134V133H183ZM193 134V133H192ZM253 134V133H252ZM9 135V136H10ZM143 135V134H142ZM163 135V134H162ZM161 135V136H162ZM168 135V133H167ZM166 135V136H167ZM178 135H180L178 133ZM182 135V134H181ZM196 135V134H195ZM210 135V134H209ZM146 135H144L145 137ZM153 136V137H152ZM170 136V135H169ZM177 136V135H176ZM207 136V135H206ZM4 137H7L6 139H4ZM10 137V138H11ZM140 137V136H139ZM179 137V136H178ZM185 137V136H184ZM201 137V136H200ZM205 137V136H202ZM213 137V136H212ZM220 137V135H219ZM9 138V139H10ZM168 138V137H167ZM132 139V140H131ZM154 139V138H153ZM156 139V138H155ZM179 139V138H178ZM177 139V140H178ZM191 139V138H190ZM201 139V138H200ZM222 139V138H221ZM132 142H131V141ZM151 140V139H150ZM157 140V139H156ZM166 140V138H165ZM168 140V139H167ZM166 140V141H167ZM170 140V139H169ZM168 140V142H169ZM185 140H189L188 138ZM184 142H187L185 141ZM193 140V139H192ZM14 141V142H13ZM171 141V140H170ZM211 141V140H210ZM18 142H20L18 144ZM88 143V146H82V143ZM165 142V141H164ZM167 142V143H168ZM177 143V141H175ZM17 143V144H16ZM24 143V144H25ZM136 143V142H134ZM133 143V144H134ZM138 143V141H137ZM147 143V142H146ZM144 143V145L146 144ZM159 143L161 144V141H159ZM163 143V142H162ZM170 143V142H169ZM173 143V142H172ZM180 143V142H179ZM34 144V146H35ZM76 144V146L74 145ZM158 144V143H157ZM164 144V143H163ZM162 144V145H163ZM166 144V143H165ZM178 144V143H177ZM190 143H188L189 145ZM192 144V143H191ZM204 144V143H203ZM209 144V143H208ZM39 145V146H40ZM74 145V147H73ZM136 145V144H135ZM143 144L140 142V146H142ZM149 145V144H148ZM150 145H154L153 143ZM167 145V144H166ZM164 145V146H166ZM173 145V144H172ZM199 145V144H198ZM25 146V145H24ZM28 146V145H27ZM31 146V145H30ZM29 146V147H30ZM158 146V145H156ZM161 146V145H160ZM179 146V145H178ZM175 146V147H178ZM183 146V145H182ZM192 146V145H190ZM195 146V145H194ZM201 146V145H200ZM41 147V146H40ZM76 147V148H75ZM101 148V150H98V148ZM126 148V145L124 146ZM145 147H147L145 145ZM144 147V148H145ZM151 147V146H149ZM173 147V146H172ZM196 147V146H195ZM206 147V146H205ZM26 148V147H25ZM128 148V147H127ZM138 148V146H137ZM142 148V147H141ZM158 148V147H156ZM160 148V147H159ZM174 148V147H173ZM190 148V147H188ZM133 149V148H132ZM147 149V148H146ZM155 148H153L154 150ZM163 149V148H162ZM165 149V148H164ZM192 149V148H191ZM199 149V148H198ZM27 150V149H26ZM51 150V149H50ZM52 150V151H53ZM136 150V149H135ZM140 150V149H139ZM148 150V149H147ZM152 150V151H153ZM159 150V149H158ZM182 150V149H181ZM180 150V151H181ZM193 150V149H192ZM29 152V150H27ZM44 151V150H41ZM47 151V150H46ZM72 151V152H71ZM143 151V150H141ZM149 151V150H148ZM157 151V149H156ZM162 151V150H160ZM159 151V154H160ZM177 151V149H176ZM175 151V152H176ZM196 151V150H195ZM26 152L24 153L23 150V155L26 156L28 158L27 155H29V153ZM126 152V151H125ZM128 152V151H127ZM163 152V151H162ZM168 152H170V150H168ZM185 152V151H184ZM182 152V153H184ZM198 152V151H197ZM48 153V152H46ZM108 153V152H107ZM143 154V152H141ZM152 153V152H151ZM154 153V152H153ZM174 153V152H173ZM190 153V152H189ZM27 154V155H26ZM40 154V153H39ZM124 154V153H123ZM127 154V153H126ZM145 154V153H144ZM178 154V153H177ZM109 155V154H108ZM154 155V154H153ZM44 156V155H43ZM76 156V157H77ZM128 156V155H127ZM127 156L124 157L127 159ZM137 156V155H136ZM135 156V157H136ZM139 156V155H138ZM150 156V155H149ZM148 156V157H149ZM178 156V155H177ZM187 156V155H186ZM71 157V156H70ZM147 157V158H148ZM24 158V157H23ZM53 158V156H52ZM74 158V157H73ZM108 158V159H107ZM132 158V157H131ZM130 158V159H131ZM140 158V157H139ZM139 158L137 159L139 161ZM157 158V157H156ZM163 158V157H162ZM168 158V156H167ZM176 158V156H175ZM26 159V158H25ZM24 159V160H25ZM60 159V161H58ZM78 159V158H77ZM80 159V160H81ZM141 159V158H140ZM173 159V157H172ZM191 159V158H190ZM23 160V159H22ZM42 160V159H41ZM50 160V159H49ZM48 160V161H49ZM125 160V159H124ZM133 160V159H132ZM135 160V158H134ZM158 160V159H157ZM165 160V159H164ZM171 160V159H170ZM192 160V159H191ZM146 161V160H145ZM153 161L154 158H153ZM162 161V160H161ZM176 161V160H175ZM182 161V160H181ZM24 162V161H23ZM30 162V161H29ZM79 162V161H77ZM121 164L120 166L117 165ZM135 163V161H132ZM141 162V161H140ZM151 162V161H150ZM170 162V161H169ZM49 163V162H48ZM143 163V162H142ZM161 163V162H159ZM158 163V164H159ZM168 163V162H166ZM171 163V162H170ZM168 164L171 165V164ZM173 163V162H172ZM202 163V162H200ZM52 164L50 166H52ZM138 164V163H137ZM136 164V165H137ZM174 164V163H173ZM177 164V163H176ZM175 164V166H176ZM83 165V164H82ZM151 165V164H150ZM148 165V167L150 166ZM188 165V164H187ZM48 166V164H47ZM54 166V165H53ZM84 166V165H83ZM89 166V165H88ZM135 165H132V170H134ZM161 166V165H160ZM167 166V167H168ZM180 166V165H179ZM46 167V166H45ZM80 167V166H79ZM86 167V166H85ZM90 167V166H89ZM119 167V168H118ZM137 167V166H136ZM155 167V166H154ZM156 167H158L156 165ZM172 167V165H171ZM184 167V166H183ZM187 166H185L184 168H186ZM42 168V167H41ZM78 168V167H77ZM93 168V167H92ZM175 168V167H174ZM173 168V169H174ZM182 168V167H181ZM190 168V167H189ZM47 169V168H46ZM44 169V171H46L49 169ZM51 169V168H50ZM88 169V168H87ZM103 168L98 169V171H101ZM145 169V168H144ZM178 169V168H177ZM29 170V171H28ZM73 170V169H72ZM151 170V168L149 169ZM148 170V172H149ZM155 170V168L153 169ZM163 170V168H162ZM52 171V170H51ZM51 171L49 172V174H51ZM57 171V172H56ZM79 171V170H78ZM93 171V170H92ZM156 171V170H155ZM161 171L159 169H157L156 172ZM166 171V169L164 170ZM169 171V168H168ZM167 171V172H168ZM171 171V169H170ZM187 171V170H185ZM190 171V170H189ZM135 172V171H134ZM151 172V171H150ZM166 172V173H167ZM184 172V170L182 171ZM31 173V172H30ZM159 173V172H158ZM176 173V172H175ZM179 174L181 173L178 172ZM222 173V172H221ZM28 174V173H27ZM44 174V173H43ZM48 174V176H49ZM57 174V176H58ZM96 173H93V176H95ZM108 174V176L110 175ZM134 174V173H133ZM151 174H154L151 173ZM187 174V173H186ZM212 174V173H211ZM217 174V173H216ZM4 175V176H3ZM53 175V173H52ZM51 175V176H52ZM73 175V176H72ZM85 175H83L85 177ZM135 175V174H134ZM157 175V174H156ZM171 175V174H169ZM178 175V174H177ZM219 175V174H218ZM224 175V174H222ZM42 176V175H41ZM54 176V175H53ZM55 176V177H57ZM92 176V175H90ZM111 176V175H110ZM116 176V175H115ZM153 176V175H152ZM162 176V175H160ZM165 176V174H164ZM183 176V173H182ZM213 176V175H212ZM60 177V176H58ZM130 177V175H129ZM158 177V175H157ZM167 177V176H166ZM215 177V176H214ZM221 177V176H220ZM53 178V177H52ZM80 178V176H79ZM92 178V177H91ZM90 178V179H91ZM99 178V177H98ZM97 178V179H98ZM103 181L99 179H96V182L98 183L101 182L103 183L104 181L107 182V178L106 177H102ZM100 178V179H102ZM112 178V177H111ZM149 178V177H148ZM174 178V177H173ZM177 178V177H176ZM174 178V179H176ZM181 178V177H180ZM184 178V177H183ZM179 179L180 181L183 179ZM223 178V177H222ZM60 179V178H59ZM57 178L56 181L59 180ZM82 180H78L75 181L71 186V189L74 192H83V191H90V190H101L100 193H98L99 195H97V201H99V199L105 197L104 194H109V193H105V191H102L103 189H97V188H93V187H98L105 184V182L103 184H96L93 183V180L91 181L89 178H82ZM127 179V178H126ZM171 179V178H170ZM192 178H190L191 180ZM224 179V178H223ZM27 180V179H26ZM29 180V178H28ZM146 180V179H145ZM162 180V179H161ZM166 180V179H164ZM30 181V180H29ZM47 181V180H46ZM53 181V180H52ZM61 181V180H60ZM59 181V182H60ZM61 181V183H63ZM120 180H118L119 182ZM173 181V180H172ZM112 182V181H111ZM122 182V181H120ZM119 182V183H120ZM176 182V181H175ZM196 182V181H195ZM21 183H25L26 184V188H24L25 184H21ZM57 183V182H56ZM193 184V182H190ZM188 183V184H190ZM50 184V183H49ZM117 183H114L113 188L116 190L118 189L115 185ZM147 184V183H146ZM181 184V183H180ZM201 184V183H199ZM46 185V184H45ZM59 185V183H58ZM57 185V186H58ZM127 185V184H126ZM125 186L124 189H125ZM186 185V183H185ZM194 185V184H193ZM24 186V187H23ZM54 186V185H53ZM64 186V184H63ZM107 186L109 187V185L105 184L104 187ZM112 186V185H111ZM129 186V185H127ZM148 186V185H147ZM150 186V185H149ZM148 186V187H149ZM201 186V185H200ZM62 187V186H59ZM58 187V188H59ZM103 187V186H101ZM116 187V188H115ZM118 187H120L118 185ZM198 187V184H197ZM196 187V188H197ZM53 188V187H51ZM57 188V187H55ZM63 188V187H62ZM61 188V189H62ZM69 188V189H70ZM100 188V187H99ZM130 188V187H129ZM135 188V187H134ZM29 189V191H28ZM65 189V188H64ZM63 189V190H64ZM106 189V188H105ZM110 189L112 190V192L114 191V189H112L110 187ZM109 188L107 189V191H111ZM128 189V188H127ZM143 189V188H142ZM149 189V188H148ZM147 189V190H148ZM131 190V188L129 189V191ZM161 190V187L160 189ZM165 190V189H164ZM169 190V189H168ZM53 191V190H52ZM69 191V190H68ZM108 191V192H109ZM117 191V190H116ZM144 191V189L142 190ZM156 191V190H155ZM171 191V190H169ZM31 192V193H30ZM67 192V191H66ZM72 192V191H71ZM81 192V193H82ZM115 192V191H114ZM113 192V193H114ZM122 192V191H121ZM121 192L119 191V193L121 194ZM133 192V191H132ZM131 192V193H132ZM139 192V191H138ZM154 190L152 191H147V192H141L138 193L136 196H133L132 198L128 199V200H124V198L122 197V195L120 194H116L115 199L117 198L120 202H118V200L116 199V202H112L113 204H120L122 203V210L119 207L117 214L119 212H124L121 214L119 213L121 216L125 213V211L129 212V211H134V209H138V205H139V201H142L143 197L144 199L148 198L151 199L150 197L153 195ZM163 193V191H161ZM166 192V191H165ZM31 194V197H29ZM33 193V194H34ZM36 193V194H37ZM59 193V192H58ZM70 193V192H69ZM88 193V192H87ZM92 195V192H89ZM88 193V194H89ZM123 193V192H122ZM196 193V192H195ZM60 194V193H59ZM58 194V195H59ZM68 194V193H67ZM66 194V196H67ZM72 194V193H71ZM87 194V195H88ZM115 194V193H114ZM193 194V193H192ZM197 194V193H196ZM211 194V193H210ZM50 195V196H49ZM61 195V194H60ZM70 195V194H69ZM68 195V196H69ZM74 195V194H73ZM82 195V194H80ZM85 195V194H84ZM96 195V194H95ZM111 195H113L111 193ZM132 195V194H131ZM157 195V194H156ZM163 195V194H162ZM161 195V196H162ZM166 195V194H165ZM34 196V195H33ZM39 196H35V197H39ZM72 196V195H71ZM114 196V195H113ZM112 196V197H113ZM130 196V195H128ZM155 196V195H154ZM169 196V195H167ZM39 197V198H40ZM83 198L86 196H82ZM126 197V196H125ZM171 197V196H170ZM176 197V196H175ZM52 198V197H51ZM71 198V197H69ZM74 198V197H73ZM156 198V197H155ZM163 198V197H162ZM95 199V198H94ZM104 199V198H103ZM114 199V198H113ZM158 199V198H157ZM166 199V197H165ZM163 199V200H165ZM168 199V198H167ZM171 199V198H170ZM167 200V201H170ZM37 200V199H36ZM46 199H44L45 201ZM49 200V199H48ZM72 200V198H71ZM93 200V199H91ZM179 200V203L181 202L180 198L177 199ZM43 201V198H42ZM41 201V202H42ZM66 201V200H65ZM70 201V200H69ZM114 201V200H113ZM156 202V199L154 200ZM158 202H162V199L157 200ZM166 201V200H165ZM174 201V199H173ZM67 202V201H66ZM86 202V201H85ZM91 202V201H90ZM96 202V201H95ZM94 202V204L92 203V205L89 203L88 207L87 205H85L84 201H83V207L84 205L87 206L88 208H86V215L88 213H95V207H96V203ZM148 202V201H147ZM159 202V203H160ZM172 202V201H171ZM170 202V203H171ZM177 202V201H176ZM78 203V202H77ZM76 203V204H77ZM101 203V202H100ZM152 204V202H150ZM173 203V202H172ZM178 203V202H177ZM115 204V207H116ZM156 204V203H155ZM175 204V203H174ZM182 204V203H181ZM180 204V205H181ZM43 205V204H42ZM79 205V204H78ZM100 205V204H99ZM159 206H157V208H153L152 210L150 209L149 211H156L160 210V204H158ZM164 205V204H163ZM166 205V204H165ZM168 205V204H167ZM166 205V206H167ZM171 205V204H169ZM168 205V206H169ZM179 205V206H180ZM62 206V205H61ZM76 206V205H75ZM72 207V209L75 208ZM82 206V205H81ZM79 206L78 209H80ZM113 206V205H112ZM154 206V205H152ZM173 206V205H172ZM177 206V205H176ZM101 207V206H100ZM141 207V206H140ZM159 207V208H158ZM98 208V207H97ZM106 208V205H105ZM112 208V207H111ZM118 208V206H117ZM148 208V205H147ZM163 208V207H162ZM171 208V206H170ZM182 208V206H181ZM76 209V208H75ZM101 209V208H100ZM107 209V208H106ZM115 208H113L114 210ZM168 209V208H167ZM178 209V207H177ZM191 209V208H190ZM67 210V209H66ZM98 210V209H97ZM109 209H107L108 211ZM116 210L114 211H110L111 215L115 214ZM170 210H174V209H170ZM184 210V209H183ZM186 210V209H185ZM184 210V211H185ZM72 211V212H71ZM69 210L67 211L68 213H72L74 210ZM76 211H78L76 209ZM75 211V212H76ZM94 211V212H92ZM99 211V210H98ZM104 211V210H103ZM141 211V210H140ZM164 211V210H163ZM74 212V213H75ZM83 212V210H82ZM100 212V211H99ZM102 212V211H101ZM106 212V210L104 211ZM130 212V213H132ZM166 212V210H165ZM103 213V212H102ZM141 213V212H140ZM59 214V213H57ZM80 213H78L79 215ZM107 215L109 213H106ZM106 214L104 215V217L106 216ZM118 214V215H119ZM145 214V213H144ZM147 214H149L147 212ZM166 214V213H165ZM68 215V214H67ZM70 215V216H71ZM80 215L83 216V214L81 213ZM98 215V214H96ZM101 215V213H100ZM116 215V214H115ZM127 215V214H126ZM131 215V214H130ZM133 215V214H132ZM146 215V214H145ZM195 215V214H194ZM203 215V214H202ZM90 216V214L88 215ZM125 216V215H124ZM148 216V215H147ZM170 216V215H169ZM189 216V215H188ZM90 217H84V219H88L91 218ZM95 217V216H94ZM101 217V216H100ZM109 217V216H107ZM115 216H113L114 219ZM130 217V216H129ZM150 217V216H149ZM153 217V216H152ZM156 217V216H155ZM165 217V216H164ZM186 217V216H185ZM205 217V215H204ZM82 218V217H81ZM97 218V217H96ZM111 218V217H110ZM116 218V217H115ZM127 218V217H126ZM131 218V217H130ZM142 218V217H141ZM148 218V217H147ZM146 218V219H147ZM173 218V217H172ZM202 218V217H201ZM259 218V217H258ZM160 219V217H159ZM175 221H178L176 219L178 218H173ZM186 219V218H185ZM189 219V218H188ZM203 219V218H202ZM63 220V221H62ZM81 220V219H80ZM83 220V219H82ZM94 220V218H93ZM103 220V218H102ZM116 220V219H115ZM125 220V218H124ZM149 220V219H148ZM162 220V222H161ZM171 220V219H170ZM187 220V219H186ZM85 221V220H84ZM95 221V220H94ZM93 221V222H94ZM105 221V220H104ZM137 221V222H135ZM180 221V220H179ZM206 220H204L205 222ZM256 221V220H255ZM75 222V221H74ZM79 222V221H78ZM77 222L78 225H80ZM81 222V221H80ZM83 222V221H82ZM86 222V221H85ZM101 222V221H100ZM134 222V223H133ZM148 222V221H147ZM158 222V221H157ZM172 222V221H171ZM181 222V221H180ZM183 222V221H182ZM187 222V221H186ZM185 222V223H186ZM251 222V221H250ZM257 222V221H256ZM89 223V222H88ZM97 220H96V224H97ZM108 223V222H107ZM120 223V225H119ZM137 223V224H136ZM155 223V222H154ZM166 224L167 220L165 219H160L158 224ZM178 223V222H177ZM212 223V222H211ZM83 224V223H81ZM102 224V223H101ZM123 224L125 225V227H123ZM129 224V225H127ZM149 224V223H148ZM182 224V223H181ZM189 224V223H188ZM256 224V223H255ZM254 224V225H255ZM73 225V224H72ZM90 225V224H89ZM107 225V227L109 226ZM127 225V226H126ZM131 225V226H132ZM150 225V224H149ZM157 225V224H155ZM168 225V223H167ZM177 225V224H176ZM202 225V224H201ZM95 226V225H94ZM115 226V225H114ZM122 226V228H121ZM147 226V224H146ZM181 225V229H182ZM187 226V225H186ZM185 226V228H187ZM262 226V225H261ZM92 227V226H91ZM90 227V228H91ZM134 227V226H133ZM149 227H153V225L149 226ZM148 227V228H149ZM166 227V225H165ZM164 227V229H165ZM194 227V226H193ZM110 228V227H109ZM124 228V229H123ZM147 228V229H148ZM163 228V227H162ZM167 228V227H166ZM195 228V227H194ZM193 228V230H194ZM24 230L23 235L25 236L26 239H20L18 238L17 235L21 236L20 234H22V232H18L19 230ZM28 229V233L27 230ZM100 229V230H97ZM102 229V230H101ZM111 229V228H110ZM159 228H157L158 230ZM184 229V228H183ZM192 229V228H190ZM86 230V229H84ZM106 230V229H105ZM152 230V229H151ZM149 230V231H151ZM154 230V229H153ZM156 230V229H155ZM154 230V231H155ZM161 230V229H160ZM192 230V231H193ZM26 231V232H25ZM91 231V230H89ZM88 231V232H89ZM159 231V230H158ZM156 231V232H158ZM162 231V230H161ZM160 231V232H161ZM166 231H168L166 229ZM183 231V230H182ZM191 231V230H190ZM250 231V230H249ZM254 231V230H253ZM16 232H18L19 234H15ZM95 232V231H94ZM93 232V234H94ZM124 232V231H123ZM153 232V231H152ZM155 232V233H156ZM181 232V231H180ZM186 232V231H185ZM195 232V231H194ZM120 233V234H119ZM154 233V232H153ZM179 233V232H178ZM184 233V232H181ZM27 234V237L26 235ZM98 234V235H97ZM160 234V233H159ZM158 234V235H159ZM165 234V233H164ZM186 234V233H185ZM188 234V233H187ZM184 235V236H187ZM191 234V232L189 233ZM22 235V236H23ZM162 235V234H161ZM181 235V238L184 237ZM160 236V235H159ZM178 236V235H177ZM175 234V238L172 239V241L168 244H166L165 246L162 247V245H160L159 247L160 250L155 251L157 254L153 255V257H146V259L144 261H140V262H134L133 260H130L132 262L127 261L128 263L126 264H159L160 261H158V259L163 258L166 250L169 248V246H173L174 244H176L178 242V239L180 236L177 237ZM192 236V235H191ZM217 236V235H216ZM214 236V237H216ZM129 237V236H128ZM167 237V236H166ZM219 237V236H218ZM217 237V238H218ZM24 238V237H23ZM180 238V239H181ZM185 238V237H184ZM183 238V239H184ZM209 238V237H208ZM182 239V240H183ZM220 239V238H218ZM254 239V238H253ZM158 240V239H157ZM159 240L160 237H159ZM158 240V241H159ZM131 241V240H130ZM134 241V240H133ZM132 241V242H133ZM156 241V240H155ZM120 242H123L122 240ZM128 242V241H127ZM168 242V241H166ZM200 242V240H199ZM197 242L198 247L197 249L202 245H199L200 243ZM216 242V241H215ZM129 243V242H128ZM164 243V242H162ZM218 243V242H217ZM223 243V242H222ZM131 243H129L128 245H130ZM134 244V242L132 243V245ZM152 244V243H151ZM179 244V242H178ZM189 244V243H188ZM191 244V243H190ZM135 245V244H134ZM133 245V246H134ZM147 245V244H146ZM156 245V244H155ZM196 245V244H195ZM194 245V247L196 248V246ZM148 246V245H147ZM150 246V245H149ZM191 246V245H190ZM214 246V245H212ZM72 247H74L75 249L73 250ZM130 247H132L130 245ZM153 247V246H152ZM166 247V248H164ZM187 247V246H186ZM192 247V246H191ZM225 247V246H224ZM78 248H82V249H78ZM157 248V247H156ZM194 248V249H195ZM213 248V247H212ZM217 248V247H214ZM213 248V249H214ZM230 248V247H229ZM124 249V248H123ZM212 249V250H213ZM81 250H85L82 252H86L87 256L80 254ZM125 250V249H124ZM155 250V248H154ZM196 250V249H195ZM194 250V252H195ZM211 250V249H209ZM147 251V250H146ZM188 251V250H187ZM151 252V251H150ZM172 252V251H171ZM222 252V250H221ZM219 252V254L221 253ZM224 252V250H223ZM226 252V251H225ZM154 253V252H153ZM152 253V254H153ZM214 253V252H213ZM147 254V253H146ZM150 254V255H152ZM170 254V253H169ZM181 254V253H180ZM177 256L178 261H180V264H191V260L189 261L188 258L184 257L183 254ZM226 254V253H223ZM148 255V254H147ZM148 255V256H150ZM212 255V254H211ZM221 255V254H220ZM146 256V255H145ZM186 256V255H185ZM208 256V255H206ZM213 256V255H212ZM222 256V255H221ZM86 257V258H85ZM184 257V258H183ZM209 257V256H208ZM207 257V258H208ZM214 257V256H213ZM226 257V256H225ZM165 258V257H164ZM194 258V257H193ZM223 257H221L222 259ZM121 259V260H119ZM186 259V260H185ZM190 259V258H189ZM209 259V258H208ZM212 259H210L211 262ZM121 261V262H120ZM126 261V260H125ZM124 261V262H125ZM161 261H163L161 259ZM196 261V260H195ZM228 261V260H227ZM166 262V259L165 261ZM190 262V263H189ZM197 262V261H196ZM209 262V261H208ZM225 262V261H224ZM160 264H166V263H161ZM193 264H201V263H193ZM204 264V263H202ZM211 264V263H210ZM223 264V263H222Z\"/></svg>",
    "mask_w": 264,
    "mask_h": 264
}]
</instances>
